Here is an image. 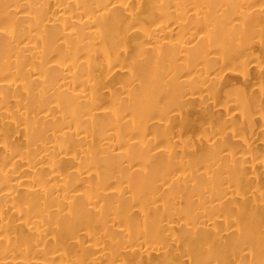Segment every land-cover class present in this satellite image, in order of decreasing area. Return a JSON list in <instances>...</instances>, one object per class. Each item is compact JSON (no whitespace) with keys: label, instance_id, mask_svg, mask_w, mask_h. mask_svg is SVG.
Masks as SVG:
<instances>
[{"label":"bare ground","instance_id":"1","mask_svg":"<svg viewBox=\"0 0 264 264\" xmlns=\"http://www.w3.org/2000/svg\"><path fill=\"white\" fill-rule=\"evenodd\" d=\"M0 264H264V0H0Z\"/></svg>","mask_w":264,"mask_h":264}]
</instances>
